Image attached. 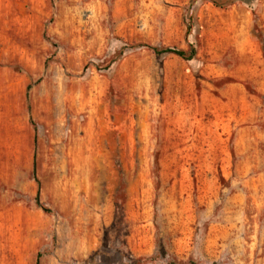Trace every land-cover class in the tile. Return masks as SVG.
I'll return each instance as SVG.
<instances>
[{"label": "rangeland", "instance_id": "374dc122", "mask_svg": "<svg viewBox=\"0 0 264 264\" xmlns=\"http://www.w3.org/2000/svg\"><path fill=\"white\" fill-rule=\"evenodd\" d=\"M211 1L0 0V264H264V0Z\"/></svg>", "mask_w": 264, "mask_h": 264}, {"label": "trees", "instance_id": "16d2710c", "mask_svg": "<svg viewBox=\"0 0 264 264\" xmlns=\"http://www.w3.org/2000/svg\"><path fill=\"white\" fill-rule=\"evenodd\" d=\"M232 2L233 0H227V3H232ZM211 3H213V5H215L216 7H220V8L225 6L224 4H220L217 0L211 1ZM141 47H144L152 51L157 57H161L163 55H174V56L181 58L182 60L191 61L196 56V50L192 46L189 48L188 51H183V50L176 49V48L160 49V48H153L149 46H141ZM171 264H175V263H171Z\"/></svg>", "mask_w": 264, "mask_h": 264}]
</instances>
